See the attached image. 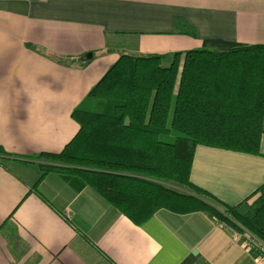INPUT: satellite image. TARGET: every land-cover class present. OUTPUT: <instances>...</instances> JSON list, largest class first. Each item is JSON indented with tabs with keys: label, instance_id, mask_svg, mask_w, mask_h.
<instances>
[{
	"label": "crops",
	"instance_id": "0c3cea01",
	"mask_svg": "<svg viewBox=\"0 0 264 264\" xmlns=\"http://www.w3.org/2000/svg\"><path fill=\"white\" fill-rule=\"evenodd\" d=\"M183 19L195 36L175 30ZM264 45V0H0V264H258L246 231L160 209L140 225L76 175L37 182L39 153L77 134L72 111L121 55ZM190 182L227 207L264 185L259 155L197 146Z\"/></svg>",
	"mask_w": 264,
	"mask_h": 264
},
{
	"label": "trees",
	"instance_id": "16d2710c",
	"mask_svg": "<svg viewBox=\"0 0 264 264\" xmlns=\"http://www.w3.org/2000/svg\"><path fill=\"white\" fill-rule=\"evenodd\" d=\"M175 30L195 36L183 19ZM167 61V65H164ZM264 45L172 55H121L72 111L79 129L59 153H39L40 175H76L140 225L160 209L203 212L264 244V185L227 207L190 182L195 148L259 155ZM18 158L0 146V165Z\"/></svg>",
	"mask_w": 264,
	"mask_h": 264
},
{
	"label": "built area",
	"instance_id": "2783aa9c",
	"mask_svg": "<svg viewBox=\"0 0 264 264\" xmlns=\"http://www.w3.org/2000/svg\"><path fill=\"white\" fill-rule=\"evenodd\" d=\"M244 245L258 264H264V244L248 232L244 235Z\"/></svg>",
	"mask_w": 264,
	"mask_h": 264
},
{
	"label": "rangeland",
	"instance_id": "374dc122",
	"mask_svg": "<svg viewBox=\"0 0 264 264\" xmlns=\"http://www.w3.org/2000/svg\"><path fill=\"white\" fill-rule=\"evenodd\" d=\"M164 65H167V61H164ZM36 162H38V161H36Z\"/></svg>",
	"mask_w": 264,
	"mask_h": 264
}]
</instances>
